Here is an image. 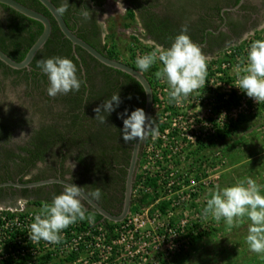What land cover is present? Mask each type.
<instances>
[{
	"label": "rangeland",
	"instance_id": "rangeland-1",
	"mask_svg": "<svg viewBox=\"0 0 264 264\" xmlns=\"http://www.w3.org/2000/svg\"><path fill=\"white\" fill-rule=\"evenodd\" d=\"M96 1L99 7L106 12L104 23L107 50L115 46L119 60L136 67V58L145 55L148 49L153 50L156 43L141 35L142 30L138 20L136 17H128L129 9L127 10L126 6L121 4L122 0H111V3L110 0ZM4 14V11L0 9L2 20L5 18ZM257 31L261 39H264V25ZM256 32L250 33L238 43L244 45L243 53L245 54L242 58L244 62L240 63L235 56L233 52L235 45L227 46L212 58H207V75L214 79L213 86L219 82L216 80V73L219 71H223L225 79L233 77L237 80V72L241 75L246 74L249 41ZM209 59H214V63L209 64ZM161 68L162 65L157 61L144 73L152 81L156 93H160V97L166 101L167 105V101H170V88L165 79H158L155 75ZM157 83L161 85L160 91L157 90ZM203 87L189 96H191L192 103L196 102L199 105L193 106L194 109H198L202 115H205L202 97L197 96L200 90H204ZM40 92L31 90L33 96H29L27 81L20 80L13 75H6L0 70V102L4 106L11 103L20 112L31 116L34 111L31 108L32 97L40 98ZM243 97L245 98L243 102L236 104L234 101V103L224 105L223 123L231 130L237 123L236 120L240 118V114L250 116V120L241 128L232 130V134L222 142L209 139L207 135V141L203 143L204 147H200L201 151L197 149L192 153V166L196 169L190 172L195 173V176L191 175L194 178L190 183L192 185L190 189L197 188L198 190L199 187L200 189L193 192L195 200L188 204L189 207L187 205L179 209H169V216L176 220L174 229L167 231L163 227L168 220L158 215L156 197L149 188L150 183L145 181L147 183L145 188L141 189L138 185L136 187V200L131 208V216L134 217L137 213L143 215L147 222L142 231L146 234L150 231V234L144 235L137 245L131 246L130 238L127 237L123 242V248L116 253H103L98 248L95 253L92 252V255H79L75 262H62L66 254L60 253L47 256L46 264H86L88 260V264H264V255L251 252L246 243L245 238L249 227L246 217L241 218L238 226L235 224L228 226L223 220L217 222L211 217L202 218V210L212 192L244 182L248 178L257 184L261 194L264 195V102L256 103L244 93ZM185 102H182L180 108H186ZM236 105H241L240 110L236 109ZM153 120L156 121V117ZM26 135L27 127H17L12 134V142L21 144L26 139ZM188 147L192 148V146ZM151 165L147 162L143 163L140 171L142 173L146 171L150 175ZM198 180L206 181L207 188H202L199 183L194 185ZM16 204H24L27 210L32 211L43 208L47 203L18 201ZM16 204L12 206L18 207L19 205ZM3 206L6 205L0 204V208H4ZM88 214L101 220L94 212H88ZM109 224L112 225V223ZM195 224L197 226L194 227ZM198 234H203V238L200 240L195 238ZM130 253L135 257H132ZM78 258L81 260L79 261Z\"/></svg>",
	"mask_w": 264,
	"mask_h": 264
},
{
	"label": "flooded vegetation",
	"instance_id": "flooded-vegetation-1",
	"mask_svg": "<svg viewBox=\"0 0 264 264\" xmlns=\"http://www.w3.org/2000/svg\"><path fill=\"white\" fill-rule=\"evenodd\" d=\"M98 4L96 0H69V5L74 10L71 16L75 31L78 32L83 28L97 46H103L106 44L104 23L106 12ZM121 4L126 6L127 10L134 11L142 30L141 35L156 44L163 43L159 45L165 48L170 47L174 37L180 33L182 25L187 24L188 35L195 43L202 46L207 58H212L227 46L238 44L247 35L256 32L264 25V0H122ZM82 10L90 11L92 20H84L80 15ZM4 17L7 18L6 13ZM97 20L103 24V30ZM74 53L80 61L85 83L83 100L77 113L82 117L83 123L91 124V127L111 128L112 131H107L109 133L102 138V144L107 148H98L97 153L90 155L88 161L91 164L90 171L86 170L87 165L77 159L79 150L75 148L66 160L63 161L64 157L60 156L59 162L55 164L49 161L39 162L37 167L31 169L28 174L11 169V176L7 179L27 182L34 181L37 175L42 179L62 177L82 187L87 193L99 189L102 197L97 202L107 210L117 213L122 208L128 167L135 142L126 144L123 141L120 132L123 121L118 117V113L124 112L125 109L129 112L136 108L145 110V102L143 99L142 101L133 100L128 104L122 101L117 112H113L108 117L105 114L106 124H99L95 120L94 109L110 98L104 93V80L101 74L104 66L84 49H82L83 57L78 54L77 47ZM87 72H89L88 75ZM123 78L121 76V80ZM151 85L153 88L152 83ZM158 112L156 96H154L151 117L154 118ZM155 123L159 126V122L155 121ZM148 139L143 141L137 172L144 157ZM63 188L64 186L60 184L31 189L3 187L0 188V204L13 205L20 200H52L54 195L63 191ZM82 203L84 205L83 201Z\"/></svg>",
	"mask_w": 264,
	"mask_h": 264
},
{
	"label": "clouds",
	"instance_id": "clouds-1",
	"mask_svg": "<svg viewBox=\"0 0 264 264\" xmlns=\"http://www.w3.org/2000/svg\"><path fill=\"white\" fill-rule=\"evenodd\" d=\"M68 6L69 0H64L62 5L56 8V13L63 16L68 11ZM80 15L84 20H92V14L88 10H82ZM97 23L103 30L101 21L97 20ZM188 32V25H182L180 33L174 37L170 47L156 44L151 52L138 56L135 60L140 73L148 71L159 61L162 68L155 75L158 79L167 81L170 88L169 100L177 104L204 86L207 75V57L202 46L195 43ZM101 39H104L103 31ZM37 68L47 76L46 93L51 98L77 93L84 84L82 76L78 75L77 66L67 57L55 56L40 60L37 62ZM245 72L244 75L237 72L236 87L256 103L264 102V40L252 42L247 52ZM131 98L129 96V99ZM121 103L120 93L112 94L94 109L95 120L99 124H106L107 117L115 112ZM118 117L123 121L120 132L126 144L137 139L144 141L149 137L155 139L159 136L158 126L151 116L146 115L143 108H136L131 112L125 109L124 112L118 113ZM88 196L99 201L102 192L96 189L88 193ZM82 198V187L75 183H65L63 191L54 195L51 202L43 206L41 213L35 215L28 233L30 240H43L50 245H56L61 242L63 231L70 225L85 220L93 222L94 217L86 215L87 209L82 203ZM209 217L217 222L223 220L228 226H238L241 218L246 217L249 221L245 238L248 248L253 253L264 255V195L251 178L212 192L202 210V218Z\"/></svg>",
	"mask_w": 264,
	"mask_h": 264
},
{
	"label": "built area",
	"instance_id": "built-area-1",
	"mask_svg": "<svg viewBox=\"0 0 264 264\" xmlns=\"http://www.w3.org/2000/svg\"><path fill=\"white\" fill-rule=\"evenodd\" d=\"M151 51L148 49L146 54ZM233 52L239 61V53L235 49ZM208 62L212 64L214 59H209ZM216 75L218 84L214 87L212 83L214 79L210 75H206L204 90H200L197 95L202 97L205 115H202L198 109H194L193 106L199 105L190 101L191 96L179 104L167 101L166 105V101L160 97V93H156L155 87H153L156 106L159 110L155 115L156 122H159V136L155 139L151 137L148 139L141 165L145 162L152 164V171L150 175L146 171L142 173L140 165L135 177L133 201L136 198L137 185L141 189L145 188L147 186L145 181H148L149 186L151 185L149 188L156 197L158 215H162L168 220L166 224H163L167 231H171L176 225V220L169 216V209L187 206L195 200L194 193L200 189V187L198 190L197 188L190 189L192 186L190 183L194 178L192 176H195V173L191 174L190 172L196 169L192 166V153L197 149L201 151L200 147H204L203 143L207 141V135H209V139L221 142L224 140L221 138V133L229 127L223 123L224 105L234 95L237 98L236 104H238V98H241L240 102L245 99L243 92L236 87L237 80L235 78L225 79L223 71L217 72ZM156 87L158 91L161 90V85ZM182 102L186 103L185 109L180 108ZM236 106V109L240 110L241 105ZM188 146H192V148L190 149ZM198 183L202 188H207L206 181L198 180L194 185ZM21 201L28 200L19 202ZM163 201H170L165 212L160 210V204ZM16 205L20 207L6 205L3 206L4 208H0V264H46L47 256L60 253L66 254V256L73 254L75 262L79 255H92V252L95 253L98 248L103 253H116L123 248V242L127 237L130 238L131 246H134L144 235L150 234V231L147 234L142 231L147 222L144 216L137 213L132 217L130 210L125 220L119 223L104 222L102 219L94 218L91 223L85 220L70 225L63 231L61 242L56 245H50L43 240L33 242L28 235L30 225L34 221L35 215L40 214L43 208L31 211L27 210L24 204ZM86 215H89L88 212ZM109 223H112V226ZM113 224L116 225L113 226ZM131 256L135 257L132 254ZM78 260L81 259L78 258Z\"/></svg>",
	"mask_w": 264,
	"mask_h": 264
},
{
	"label": "trees",
	"instance_id": "trees-1",
	"mask_svg": "<svg viewBox=\"0 0 264 264\" xmlns=\"http://www.w3.org/2000/svg\"><path fill=\"white\" fill-rule=\"evenodd\" d=\"M18 1L46 14L52 21L53 30L49 40L31 63L30 69H12L4 62L0 61V70H2L4 74L13 75L20 80L27 81L29 96H33L31 90L33 92L41 91L40 98L37 97L38 99H36L32 97L33 101L31 108L34 111L31 116L26 115L25 112H20L11 103L4 106V104L0 102V183L9 181L7 178L11 176V169H15L14 171H23L28 174L31 169L37 167L39 162L49 161V163L55 164L59 162L58 158L60 156L64 157L63 161L66 160V157L70 156L75 148L79 150L77 159L81 163L87 165L86 170L90 171L91 164L88 163L90 155L97 153L98 148H107L102 144V138L112 130L110 127L104 126L91 127V124L88 125L87 123H83L82 117L77 113L83 100L82 94L85 90V83L82 85L80 91L74 94L57 96L55 98H51L47 95V76L37 68V62L55 56L67 57L75 63L78 69V75H81L83 79L80 61L74 53L71 41L65 37L51 13L39 0ZM52 1L57 7H60L64 2V0ZM0 9H3L7 15L5 20L0 19V47L13 59L21 61L41 35L43 25L39 21L31 19L7 5L0 4ZM73 11L74 10L69 5L68 11L63 15L69 27L77 33V35L108 57L119 60L115 46H113L111 50H107L106 44L97 46L95 41L83 28L78 32L75 31V25L72 24L71 16ZM128 17L135 18L132 9L129 10ZM261 38L262 37L257 31L256 34L251 37L249 44L251 45L255 40H263ZM159 44L163 43L159 42ZM234 49L239 53V62L242 63L244 60L242 58L245 54L243 53L244 45L235 44ZM77 52L83 57L81 47L77 46ZM91 57L94 58L93 56ZM98 63L104 66L103 70H101V74L104 80V93L106 95L111 97L112 94L119 92L121 100L124 101V103L126 102V104L133 100L142 101L143 99L144 102L146 101L145 91L135 78L120 70L106 66L101 62ZM88 74L89 72H87V75ZM121 76L124 77L123 80H121ZM150 82L152 83L151 80ZM129 96L132 98L129 99ZM235 99L237 98L234 95L231 100L226 103H234V101H236ZM240 100L241 98H238L237 101L240 102ZM250 118V116L240 114V118L237 120V123L233 125V129L230 130L229 128H225L221 133V138H228L232 134V130L241 128ZM17 127H27L26 139L21 144L12 142V134ZM39 179L42 178L38 175L34 178V180ZM33 202L50 203L51 200H33ZM169 205L170 201H163L160 204V210L165 212ZM87 212L91 213L93 211L87 210ZM95 214L98 219H102L99 214ZM114 225L116 224H113V226ZM193 226L195 227L197 224ZM195 238L200 240L203 238V234H198ZM74 260L75 256L70 254L66 256L62 262H74Z\"/></svg>",
	"mask_w": 264,
	"mask_h": 264
},
{
	"label": "water",
	"instance_id": "water-1",
	"mask_svg": "<svg viewBox=\"0 0 264 264\" xmlns=\"http://www.w3.org/2000/svg\"><path fill=\"white\" fill-rule=\"evenodd\" d=\"M51 13L52 17L55 19L57 25L59 26L62 33L67 37L73 44V48L76 51V47L79 46L90 55L96 58L99 62L103 63L106 66L112 67L114 69L120 70L124 73L129 74L135 78L143 87L145 91V112L146 115L151 116L153 112V103H154V93L151 82L144 73H140V70L124 63L117 59H112L106 54L95 48L93 45L88 43L86 40L81 38L77 33H75L67 24L64 16H60L56 13L57 5L52 0H39ZM0 4L7 5L14 10L20 12L21 14L39 21L43 25V31L38 37L36 42L31 46L27 52L25 58L21 61L13 59L8 53H6L0 47V61L4 62L7 66L12 69L22 70L30 69L31 63L34 58L37 56L39 51L43 49L47 41L49 40L53 26L51 19L44 13L29 7L18 0H0ZM143 141L137 139L134 142L133 151L131 155L130 164L128 167V173L126 178L125 193L122 208L119 212L113 213L106 208H104L100 203L95 200H92L88 193L82 188L84 207L87 210H92L93 212L99 214L102 218V221H112L114 223H119L125 220L128 216L131 206L133 204V188L135 183V177L137 173V165L139 161V156L141 153ZM65 183H73L62 177H50L40 180L20 182V181H5L0 183V188L3 187H14L21 189H31L35 187L47 186L51 184H60L65 185ZM77 185V184H76Z\"/></svg>",
	"mask_w": 264,
	"mask_h": 264
}]
</instances>
